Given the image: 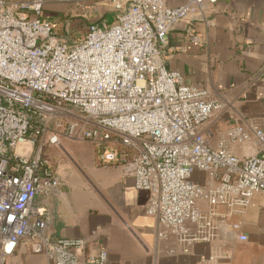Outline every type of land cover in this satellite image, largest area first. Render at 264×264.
Wrapping results in <instances>:
<instances>
[{
  "label": "built area",
  "instance_id": "1",
  "mask_svg": "<svg viewBox=\"0 0 264 264\" xmlns=\"http://www.w3.org/2000/svg\"><path fill=\"white\" fill-rule=\"evenodd\" d=\"M107 1L117 20L90 23L69 43L42 17L45 0H0V264L19 244L48 264H107L105 248L80 256L84 238L48 236L35 205L62 183L47 150L65 139L90 142L100 160L125 166L150 193L146 212L158 236L186 252L215 240L220 223L241 230L232 216L264 192V129L227 130L232 143L255 139L254 155L212 146L204 124L225 104L166 66L174 26L219 0ZM197 172L205 182L193 179Z\"/></svg>",
  "mask_w": 264,
  "mask_h": 264
},
{
  "label": "crops",
  "instance_id": "2",
  "mask_svg": "<svg viewBox=\"0 0 264 264\" xmlns=\"http://www.w3.org/2000/svg\"><path fill=\"white\" fill-rule=\"evenodd\" d=\"M22 2L29 0H8ZM183 0H167L169 6ZM44 19L73 43L93 22L113 23L117 12L107 0H45ZM169 70L206 87L225 104L204 124L212 146L225 142L237 156L258 153L255 139L245 145L227 140L234 126L264 129V0H219L177 23L164 48ZM61 185L37 196L35 205L47 221L51 238L81 237L82 258L108 251L107 264H264V192L247 211L232 216L211 242H197L186 252L172 236L160 238L157 218L146 212L150 193L137 189L133 175L117 162L102 161L87 141L65 139L47 150ZM194 180L205 182L197 172ZM248 236L247 240L240 235ZM10 264H48L43 253L19 244Z\"/></svg>",
  "mask_w": 264,
  "mask_h": 264
},
{
  "label": "water",
  "instance_id": "3",
  "mask_svg": "<svg viewBox=\"0 0 264 264\" xmlns=\"http://www.w3.org/2000/svg\"><path fill=\"white\" fill-rule=\"evenodd\" d=\"M224 225H227V224H225V223H220V230H219V233H220V231H221V228H222Z\"/></svg>",
  "mask_w": 264,
  "mask_h": 264
}]
</instances>
